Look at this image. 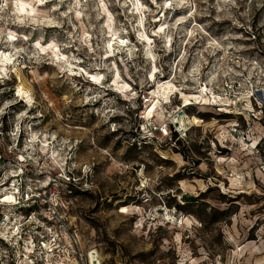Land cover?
Here are the masks:
<instances>
[{"label":"clouds","instance_id":"clouds-1","mask_svg":"<svg viewBox=\"0 0 264 264\" xmlns=\"http://www.w3.org/2000/svg\"><path fill=\"white\" fill-rule=\"evenodd\" d=\"M14 3L15 0H0V21L7 23L8 20H11L14 24L34 25V19L16 17L15 11L10 7ZM222 5L224 6V15L218 14V19H229L234 27L251 31L247 27V7L253 5V0H239V2L238 0H216L214 7L219 10ZM175 7L191 8L193 7V0H176ZM241 7H244V11L240 10ZM15 8L18 10L19 6L16 5ZM229 9H235V15L228 11ZM240 18H243L244 23H241ZM261 23L264 24V21ZM139 24L140 27L134 26L132 30L139 33L138 39L143 44L148 40L147 36L140 30L143 26V16H141ZM110 26L111 20H109ZM172 27L174 29L176 26L173 25ZM121 30H123V26H121ZM101 31L103 32V26ZM163 31L160 29L156 35L160 36ZM173 34L178 35V33L171 32L164 34L165 42L160 45L162 55H167L173 51L168 43ZM4 35L10 40L17 39L14 33H5ZM105 35L115 36L116 33L107 32ZM76 38L80 39L79 36ZM19 39L26 42L29 37L21 36ZM42 39L41 36L40 40ZM223 39L227 40L228 37ZM87 43V38L81 40L82 45ZM116 44L115 52L126 54L120 62L125 65L124 72L127 75L128 62L133 61L134 56L137 55L136 45L125 47L127 41L124 40H117ZM55 47L56 45L53 43L43 48L38 40L31 50L28 47L15 48L12 57H3L2 63L4 65L11 64L12 58L21 56L22 53L29 60H34L37 65L41 62L55 65L59 70V75L68 74L66 79L71 85L70 91L80 95L79 99L65 98L62 101L61 110L57 111V106L47 96L43 95L42 91L37 97H34L29 91L18 88L11 100L0 105V127H2V120L6 115L10 126L7 141L4 139V133H0V148L5 149L13 160L10 170H5L0 176V185H3L10 177H19L23 170L29 168L36 176L43 175L44 177L42 180L36 179L35 181L29 179L27 181L28 187L23 194L18 191L19 180H13L9 188H0V213L3 214V219L0 220V239L8 245V247L0 245V264H33V260L42 261L43 264H102L105 260L103 253L109 245L115 248L117 255H119L120 248H124L129 256L135 258L134 264H144L143 259L138 255L139 252L147 254L151 259V264H264V239L259 240L258 243L244 242L242 234L252 227L254 221L244 218L243 209L238 215H231L227 218L230 221L229 225L227 222H209L216 212H223L225 207L207 196L200 197L197 203L193 205L198 213L201 207L203 208L202 219L205 220L204 223H201V219H198L196 215L186 216L183 213H177L175 209L170 211L167 208H164L161 213L157 207L153 206L155 203L163 202L166 198L173 197L180 205H184L183 196H198L199 193H207L210 187L219 189L216 196L223 194L232 199L242 192L251 193L253 186L250 182L245 183L246 176L249 177V181L251 179V169L248 168L247 164L240 163V160L243 159H247L248 163L255 169L257 178L261 183H264V161L257 159L258 153L255 151L259 137L253 136L251 130L248 133L237 132L235 122H231L227 126L228 130L220 129L215 140L222 147H229L237 159H223L218 156L215 144H212V150L209 153L217 171L220 167H227L228 171L224 172L223 175L230 180L228 187L212 179H209L207 183L196 181V188L186 185L182 180L175 181L174 187H167L163 183V179L170 173L163 168H157L150 158L151 152H158L161 144L170 141L169 124L173 125L179 133L178 139L185 143H190L193 139V137L186 135L188 130L192 129L194 125H203V121L197 120L195 116L190 119L185 115V108L190 107L197 112L217 114L231 111L235 114H244L246 117L249 113L255 115L251 103L254 94L251 75L244 77V84L241 85L240 91L226 92L221 84L227 82L231 88L232 76L240 75V73H236L234 68H229L227 60L222 61L218 66H213L212 70L204 73L209 85L206 95L201 86V64H196L187 74L179 73L177 70L176 79L180 83V88L172 87L167 93L153 92L151 98L144 105V111L139 112L136 103L137 92L122 81L116 83L119 81V75L114 63L106 64L101 58L99 63L93 62L88 65L90 69H105L108 76L115 78L112 82L105 83L103 82L104 77L99 75L93 77L82 70L77 71L75 75H82L84 81H90V86L81 85L78 88L76 82L71 81L72 65L69 62L74 61L75 57L58 56L55 54ZM62 47H71V44L62 45ZM104 47L111 48V45L106 43ZM211 47L218 49L221 45L213 41ZM178 48L182 50V45H178ZM228 48H236L237 51L239 48L230 42L224 47V56L227 59H233L228 55ZM154 49L155 45L148 41L147 46L139 53L146 61L143 70L139 63L133 65L136 69L134 75L138 77L141 88L149 83V76L155 71L153 62L160 59V55L155 54ZM49 52L56 55V58L41 56V53ZM108 55H114V53L109 51ZM117 58L119 59V57ZM185 59L186 56H181V62ZM234 62L240 63L239 61ZM17 63L20 62L17 61ZM204 63L206 64V62ZM21 67H23L22 64ZM31 67L29 65V68ZM252 67L259 68V65L253 64ZM12 71H15V65H13ZM260 75H264V72ZM225 76L229 77V81L223 80ZM0 77H2L0 83H3L4 79L9 78L8 72L0 70ZM128 78L131 79L130 76ZM187 80L195 82L194 88L199 93L198 95L188 96L181 91V89L188 87L184 83ZM212 85H215L221 95H212ZM109 90L117 95L109 97ZM255 90L264 93V81L257 79ZM229 95L233 97L231 100L228 99ZM117 99L126 103H117ZM260 99H264V95H261ZM260 99H257V104L260 103ZM21 101H23L21 110H10L11 105H19ZM97 102H100L99 107L95 106ZM229 104L233 105L230 109L226 107ZM238 104L239 106H237ZM85 105H87L86 108ZM153 105H155L154 112L150 111ZM70 106H79L85 120L92 115L96 118L92 132L87 134L86 139L81 137L84 140L82 148L91 157L88 161L78 157L73 151L77 143L75 140L70 141L64 135L58 138L56 132H48L47 129L43 128L42 118L50 116L57 129L62 131L67 112L72 110ZM65 109L67 112L62 116L61 112ZM114 117L120 118L121 122L113 123ZM211 127V125L205 126L206 130H210ZM133 132L136 133L135 136L132 135ZM113 133H117L113 142L123 140L125 148L136 145L141 158L156 168V171L146 173L143 166H140L139 171H137L133 166L117 165L116 159L123 155V150L115 154L114 158L111 151L99 146L101 137ZM125 133L128 134L125 135ZM232 133H236V135H232ZM22 136V146L18 147ZM245 140L249 142L245 143ZM145 145H154V147L146 150ZM160 155L164 156L163 153ZM172 159L178 168L183 166L184 162L180 157H172ZM93 164L96 165L95 171L92 167ZM199 171L209 173L210 169L201 164ZM115 173H119V175H115ZM133 173H135L134 176ZM48 185H52V188L40 193L38 199L41 206L49 205L47 210L41 207L40 214L47 217L49 221H53V227L42 223L37 218V214L31 215L28 219H22L18 216L16 212L18 207L28 206L30 202H35L30 201L29 194L37 196L36 189H47ZM71 188L78 189L82 193L88 192L99 195L101 200H108L109 203H111L110 194H124L126 198L131 197L142 201L148 211L140 208H133L128 211L119 209L112 214L115 223H113V219L98 218L99 235L93 232L89 236L82 237L73 233L72 237L69 238L65 233L71 226L70 218L67 216L64 202L59 197L61 192L67 196H72ZM132 213L138 214V221L120 223L122 214L127 218ZM260 219L264 223V217H260ZM60 221H64V223L60 224ZM56 225L59 227L57 228ZM145 225L147 229L151 230V236L145 230ZM161 227L163 231L157 234V229ZM37 228L40 231H37ZM260 235L264 236V227L260 228ZM33 238L36 239L35 244ZM97 239L104 240L105 243L98 246L95 243ZM183 240L191 241L192 251L182 243ZM45 241L47 242L45 243ZM193 251L196 254V259H193ZM70 253L71 255H78L79 260L69 259ZM29 254L32 256L31 259H29Z\"/></svg>","mask_w":264,"mask_h":264},{"label":"rangeland","instance_id":"rangeland-1","mask_svg":"<svg viewBox=\"0 0 264 264\" xmlns=\"http://www.w3.org/2000/svg\"><path fill=\"white\" fill-rule=\"evenodd\" d=\"M22 3L26 6L25 9L20 10L18 8L16 10L15 6L18 5L20 7ZM175 3L176 0H155V2L153 0H15V3L10 5V7L15 11L16 17L19 19H34L35 24L20 25L12 23L11 20H8L7 23L0 21V58L4 52L12 55L15 48L28 47L31 50L38 40L43 48L54 43L56 45L54 50L56 55L64 56L65 58L75 57L74 61L69 62L72 65L71 81L76 82L78 88L81 85L90 86V81H84L82 75H75L79 70L89 76L99 74V76L104 77L103 82L105 83L112 82L115 79L108 76L105 69L97 70L88 67L90 63H99L101 58H103L104 63H114L116 65L119 75L118 83L122 81L128 84L133 91L137 92L136 103L138 105L137 111L139 112L144 111V105L151 97L152 91L157 87L159 81L171 79L177 88H180V83L176 79L177 70H179V73L187 74L196 64H201L200 79L203 87V85L207 84L204 73L212 70L213 66H218L222 61L227 60L228 67L234 68L235 72L240 73V75L232 76L230 81L231 88H229V83L227 82L222 83L221 87L226 92L240 91L241 85L244 84V77L251 75L254 89L251 103L255 115L249 113L246 117L244 114H235L231 111L217 114L213 112H197L190 107L185 108V115H197L203 120V125H195L192 129H189L186 135L193 137V139L190 143H185L178 139L179 133L169 124L170 141L161 144L158 152H151L150 158L154 161L157 168H163L170 173L169 176L163 179V183L167 187H174L175 181L182 180L186 185L196 188V181L207 183L209 179L219 181L225 187H228L230 180L223 175L224 172L228 171L227 167H220L219 171H217L209 155L212 150V144H215L218 156L223 159H237L229 147H222L215 140V136L219 135L220 129L228 130L227 126L231 122H235L237 132L244 131L248 133L251 130L253 136L259 137L255 150L258 153L257 159L264 161V99H260L264 93L255 90L257 79L264 81V75H260V73L264 72V24L261 23V21H264V0H253V5L247 7V27L251 31L234 27L229 19H218V14L220 16L224 15V6L222 5L221 9L218 10L214 7L216 0H193V7L191 8L175 7ZM170 4L171 6H169ZM240 10L244 11V7H241ZM228 11L235 15V9H229ZM141 16H143V26L140 30L148 38L143 44L138 39L139 33L132 30L134 26L140 27ZM240 19L241 23H244L243 18ZM109 20H111L110 27ZM49 21H52V23H49ZM173 25L176 26L174 29ZM102 26L103 32L101 31ZM121 26H123V30H121ZM160 29L164 31L160 36H157L156 32ZM201 29L203 30L202 32L200 31ZM107 32H113L116 35H105ZM170 32L178 33V35L173 34L168 40L169 46L173 51L167 55H162L160 45L165 42L164 34ZM5 33H14L17 39L10 40L5 37ZM21 36H27L29 39L26 42H22L19 39ZM41 36L43 37L42 40H40ZM77 36L80 37L79 40L76 38ZM224 37H228V39L224 40ZM84 38H87L88 43L82 45L81 40ZM117 40L127 41V44L124 45L125 47L136 45L137 55L134 56L133 61L128 62L129 70L127 75L124 72L125 65L120 62L126 54L115 52ZM148 41L155 45L154 53L160 55V59L153 62L154 68H157L154 71L155 76L150 75L149 83L141 88L138 77L134 75L136 69L133 65L139 63L143 70L146 61L139 53L147 46ZM213 41L221 45V47L212 49ZM229 42L239 48V51L236 48H228V55L233 59H227L224 56V47ZM106 43L110 44L111 48H105L104 45ZM65 44H71V47H62ZM178 45H182V50L178 48ZM109 51L113 52L114 55H108ZM56 55H53L52 52L41 53V56H52V58H56ZM21 56H23V59H21ZM21 56L13 57L11 64H8L7 68L0 66V70L8 72L9 76L8 79L3 80V83H0V105L7 100H11L18 88L29 91L34 97H37L42 91L43 95L47 96L57 106V111L61 110L62 101L65 98L79 99V93L70 91L71 85L66 79L67 73L59 75V70L55 65L47 62H41L37 65L34 60H29L23 53ZM181 56H186L183 62H181ZM17 61L20 63H17ZM234 61H239L240 63H235ZM21 64L23 67H21ZM253 64L259 65V68L252 67ZM13 65H15V71H12ZM29 65L32 67L29 68ZM129 76L131 79L128 78ZM223 80L229 81V77L225 76ZM184 83L188 85V87L184 88L185 92L196 91L194 81L187 80ZM211 90L213 91L212 95H221L215 85L211 86ZM116 95L111 90L108 91L109 97ZM232 98L229 95L228 99L231 100ZM257 99H260L259 104H257ZM117 103L123 104L126 102L117 99ZM22 105L23 101L19 105H11L10 110L19 111L22 109ZM99 105L100 102H97L95 106L99 107ZM70 107L72 108L71 112H67V109L61 112L62 116L67 112L64 122L66 126L62 125V131L57 129L50 116L42 118L43 128L47 129L48 132H56L58 138L64 135L70 141L75 140L77 143L73 151L76 152L78 157L88 161L91 157L83 150L84 140L81 137L86 139L87 134L92 132L96 124V118L92 115L85 120L79 106ZM84 107L86 108L87 105ZM164 107H167V105H164ZM226 107L230 109L233 105L229 104ZM213 121H215V124H213ZM112 122L119 123L121 121L120 118L114 117ZM209 125L212 127L210 130H206L205 126ZM9 130L8 116L6 115L2 120V127H0V133H4L5 141L8 140L7 133ZM137 131L139 130L137 129ZM127 134L125 133V135ZM135 134V132L132 133L133 136ZM156 134L158 135L159 133ZM115 135L117 133L101 137L99 146L111 151L114 154V158L115 154L123 150V155L116 159L117 165L133 166L137 171H139L140 166H143L146 173H154L156 171V168L147 164L141 158L136 145L125 148L123 140H115L113 142ZM232 135H236V133H232ZM248 142V140H245V143ZM22 143L23 136L17 146H22ZM153 147L154 145H145L146 150ZM160 153H163L164 156H161ZM172 157H180L184 162L183 166L178 168ZM11 163H13L11 155L6 153L5 149L0 148V176L3 175L5 170H10ZM240 163L247 164L248 168L251 169L250 181L248 176L245 177V183L250 182L253 186L251 193L242 192L232 199L223 194L216 196L219 189L210 187L207 193H199L198 196H183L184 205H180L173 197L166 198L163 202L155 203L153 206L157 207L161 213L164 208H167L170 211L175 209L177 213H183L186 216L196 215L198 219H201V223H204L205 220L202 219L203 208L201 207L198 213L193 208V205L197 203L200 197L207 196L225 207L223 212H216L209 222H227L230 225V221L227 218L231 215H238L243 209L244 218L254 221L252 227L242 234L244 242L258 243L259 240L264 239V236L260 235V228L264 227V223L260 219V217H264V183H261L257 178L255 169L248 163L247 159L240 160ZM201 164L206 165L210 172L203 173L199 171ZM92 167L95 171L96 165L93 164ZM115 175H119V173H115ZM134 175L135 173H133ZM43 178V175L36 176L29 168L23 170L19 177H10L8 181L0 185V188H9L13 180H19L20 187L18 191L23 194L26 187H28L27 181L29 179L35 181ZM50 188H52V185H48L47 189H36L37 196L29 194L30 201L35 202H30L28 206L18 207L16 209L17 215L22 219H28L31 215L37 214L38 219H46L47 217L40 214L41 207L44 210L48 208L45 205H40L38 196ZM71 191L73 193L72 196H67L61 192L59 197L64 202L67 216L70 218L71 226L65 233L69 238L72 237L73 233L82 237L89 236L93 232L99 235L98 218L113 219L112 214L119 209L128 211L133 208H140L148 211L142 201L131 197L126 198L124 194H110L111 203H109L108 200H101L99 195H93L88 192L82 193L75 188H71ZM197 191L199 192L198 189ZM2 219L3 214L0 213V220ZM138 220L139 216L136 213H132L127 218L122 214L120 223ZM115 222L113 219V223ZM63 223L60 222V224ZM56 227L58 228L59 225H56ZM36 230L40 231L39 228ZM145 230L151 236V230L147 229L146 225ZM162 231V227L158 228L157 234ZM164 238L167 239V237ZM33 239V243H36V239ZM95 243L99 246L104 244L105 241L97 239ZM182 243L192 251L190 240H183ZM0 245L8 247L2 239H0ZM138 255L143 259L144 264H151V259L147 254L139 252ZM103 256L105 260L102 264H117V261H119V264H125V262L134 264L135 260L134 257L128 255L124 248H120L119 255H117L112 245L108 246ZM31 257V254H29V259ZM196 258V254L193 251V259ZM69 259L78 261L79 257L70 253ZM35 264H43V262L35 261Z\"/></svg>","mask_w":264,"mask_h":264},{"label":"bare ground","instance_id":"bare-ground-1","mask_svg":"<svg viewBox=\"0 0 264 264\" xmlns=\"http://www.w3.org/2000/svg\"><path fill=\"white\" fill-rule=\"evenodd\" d=\"M31 2V1H30ZM25 5H24V3H22L21 4V6L19 7V9L20 10H24L25 9ZM30 8H31V6H29ZM112 30V29H111ZM113 51V50H112ZM4 56H9V57H12V55H10V54H6V52H4V53H2V55H1V58H0V66H2L3 68H7V65H4L3 63H2V61H3V57ZM157 68H155V70H156ZM179 71V70H178ZM97 75H99V74H92V76L94 77V76H97ZM151 76H155V74H154V72H152L151 73ZM117 83H118V81H117ZM177 83V82H176ZM208 84V83H207ZM203 85V87H202V90H204L205 91V94L207 95V90L209 89V87H208V85ZM156 86V85H155ZM172 87H175V88H177V86L172 82V80L171 79H168V80H166V81H159L158 82V85H157V87L152 91V93L153 92H157V91H160V92H165V93H167V92H169L170 91V89L172 88ZM23 89V88H22ZM181 91H183L184 92V95H188V96H193V95H198L199 93H197L196 91L195 92H185L184 91V89H181ZM211 92H212V94H213V91L211 90ZM151 98V97H150ZM158 99V98H157ZM147 100V99H146ZM150 111H155V105H153L152 106V108H150ZM188 116V115H187ZM193 116H195V118L197 119V120H201L200 119V117H198L197 115H193ZM193 116H188L190 119L193 117ZM203 121V120H202ZM195 126V125H194ZM230 159V158H229Z\"/></svg>","mask_w":264,"mask_h":264},{"label":"built area","instance_id":"built-area-1","mask_svg":"<svg viewBox=\"0 0 264 264\" xmlns=\"http://www.w3.org/2000/svg\"><path fill=\"white\" fill-rule=\"evenodd\" d=\"M172 126V128H174V126L173 125H171ZM174 130H175V128H174ZM176 131V130H175ZM177 132V131H176ZM178 133V132H177ZM40 196V195H39ZM38 196V197H39ZM45 206H47V208L49 207V205L48 204H44ZM47 210V209H46ZM41 222L42 223H44V224H47L49 227H53V224H54V222L53 221H49L48 220V218H46V219H42L41 220ZM60 222H62L63 223V221H60ZM33 241H34V239H33ZM47 241H45V243H46ZM35 244V243H34ZM53 251H55V249H53ZM32 258V257H31ZM35 261L36 260H33V264H35Z\"/></svg>","mask_w":264,"mask_h":264}]
</instances>
